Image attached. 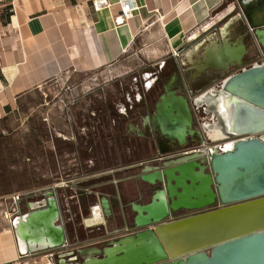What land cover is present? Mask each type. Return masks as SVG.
<instances>
[{
    "label": "crops",
    "instance_id": "0c3cea01",
    "mask_svg": "<svg viewBox=\"0 0 264 264\" xmlns=\"http://www.w3.org/2000/svg\"><path fill=\"white\" fill-rule=\"evenodd\" d=\"M130 1L137 8L124 21H117L120 0H108L109 6L100 10H94L92 0H16L9 22H0L5 34L0 38V114H5L16 97L67 70L118 67L135 38L158 22L168 52H177L171 55L176 63L184 47L181 63L189 79L200 76L196 66L205 53H212L225 38L242 39L241 14L231 15L221 26L207 21L216 9L218 15L223 0ZM249 4H253L251 12L261 6L256 0H232L227 6L233 8L226 15ZM202 21L203 34L195 39L192 36ZM160 93L158 87L157 98ZM152 101L138 91L124 107L109 103L104 109L87 111L86 121L67 125L68 130L62 131L64 147H55L53 154L64 158V171L57 178L65 184H58L54 191L66 237L78 253L85 254L115 229L134 227L133 203L150 201L152 187L141 178L140 168L166 149L164 144L160 147L152 125L143 118L154 112L149 108ZM95 209L103 223L91 224ZM18 254L14 237L0 233V264L16 260Z\"/></svg>",
    "mask_w": 264,
    "mask_h": 264
},
{
    "label": "water",
    "instance_id": "95a60500",
    "mask_svg": "<svg viewBox=\"0 0 264 264\" xmlns=\"http://www.w3.org/2000/svg\"><path fill=\"white\" fill-rule=\"evenodd\" d=\"M245 16L248 33L264 51V2ZM251 50L242 39L225 38L196 66L198 74L216 76L214 94L206 89L200 95L217 97L218 112L224 104L227 124L218 113L223 139L251 136L233 137L229 146H212L207 153L157 156L143 164L140 176L152 193L149 202L132 205L137 230L88 249L85 254L96 255L83 261L59 264H264V60L246 66L243 58ZM175 78L165 84L154 114L144 117L172 145L168 151L185 146L195 132L189 99L173 88ZM26 206L12 222L18 253L63 245L66 229L55 192ZM180 209L194 212L169 219ZM92 219L91 224L104 221L96 209Z\"/></svg>",
    "mask_w": 264,
    "mask_h": 264
},
{
    "label": "rangeland",
    "instance_id": "374dc122",
    "mask_svg": "<svg viewBox=\"0 0 264 264\" xmlns=\"http://www.w3.org/2000/svg\"><path fill=\"white\" fill-rule=\"evenodd\" d=\"M230 1L232 0H223L220 3L217 16L215 12L217 9L211 12V16L207 18L209 24L216 22L221 26L236 12L238 7L230 15H226L233 8L232 5L227 6ZM1 3L4 5L0 6V20H4L6 12L12 11L16 0H0ZM199 26L201 27L197 33L192 36L195 39L203 34V21ZM160 28L161 22H158L154 28L141 32L127 53L120 58L122 64L117 65L118 67L83 71L67 70L16 97L5 114H0V135H2L0 137V233L8 232L14 237L12 227L4 216L7 210L11 211L14 208L9 199L12 193L37 192L38 195V192L47 187L56 185L57 188L58 184L64 186L65 182L57 178L64 171L62 164L64 158L55 157L53 152L55 147L60 149L64 147L61 136L63 130H68L65 126L83 123L88 119L85 116L88 114L87 111L104 109L109 103L117 108L124 107L125 104L133 102L134 94L138 91L148 95L149 90H145L144 87L146 84H151L150 76L152 72L154 73L156 64L163 60L170 62L173 59L172 53L168 52V41ZM4 36V32L0 30V38ZM195 39L192 41L194 42ZM1 53L0 44V55ZM134 77L136 80L133 79ZM211 90L215 92L214 85L207 89L208 92ZM154 98H157V95ZM154 100L149 104L151 109ZM217 101V97L211 95H205V98L198 96L190 100L194 109L202 104L205 106L202 111L196 109L195 111L198 124L206 136H208V128L215 125L224 129L218 115ZM57 132L60 133L59 136ZM219 141L225 145L228 140L219 139ZM35 197L38 196L23 201L21 208L26 209L27 201ZM117 238L109 235L99 239L90 247L102 248ZM1 242H4L3 239ZM66 249L67 254L58 257L56 264L62 260L83 261L89 256L96 255L78 253L71 244ZM6 264H47V260L42 252H38L24 257L18 254L16 260Z\"/></svg>",
    "mask_w": 264,
    "mask_h": 264
},
{
    "label": "flooded vegetation",
    "instance_id": "af4514ba",
    "mask_svg": "<svg viewBox=\"0 0 264 264\" xmlns=\"http://www.w3.org/2000/svg\"><path fill=\"white\" fill-rule=\"evenodd\" d=\"M256 1H257V3H261V4L264 2V0H256ZM252 5L249 4V5L245 6L244 9L242 7H241V9H239V8L237 9V7H236L235 10L236 9L237 10L233 14V15H236L237 13L241 14L243 17L242 19H244L243 22L238 24V25H240V30H241L243 42L245 43V45L247 46L248 49H251L252 47H254L253 43H252L253 34L250 35L248 33L244 21L246 22V16L245 15H247V14L251 15V11L249 9L252 7ZM241 10H242V13H241ZM236 23H237V21H236ZM189 45H190V43L186 44L185 46H189ZM183 53H184V47H183V50H181L180 54L178 53V57L180 58L179 63L178 62L176 63L174 59H172L170 62H167L166 60H164L160 66V69L154 71V73L151 76V78H153V80H152L150 86L148 87V90H149L148 95H146L147 100H148V98H149V100L154 99L155 91L157 90L158 87L160 88L161 93H163L165 84H167L170 81L172 75H174V74H176V78L172 83L173 88H175L178 93L185 94V96H187L189 99V103H191L190 100L192 98H196V97L200 96V94H202L204 90L208 89L211 86L212 81H214L216 79V76L214 74L209 73V72H206L205 75H203V73H201L198 78L189 79V76H188L189 71H185L182 68L181 58L183 56ZM173 55H177V52ZM258 57L261 58L262 61L264 60V51L262 50L260 45H259V49H255V51L254 50L249 51V53L244 56L243 61L247 65L251 62V60L258 58ZM160 94L158 95L157 100L154 101V103H153L154 112H155V103L159 100ZM203 107H205V106L202 104L199 107H195V109L197 111H202ZM190 108H191L192 117H193V124L192 125H193V129L195 130V132L193 133L192 136L187 137L188 141H187V144H185V146L178 147V148L174 149L173 151L183 149V148L194 147V146L200 144L204 139L205 134H203V130H202L201 126L198 124V121L196 118V111H195L194 107L191 106V104H190ZM154 112L152 114H146V115L152 116L154 114ZM144 117H145V115H144ZM149 124H151V123H149ZM152 127L154 130V133L157 134L158 140L160 141L159 142L160 147H162V144H164V147H166V149L164 151H162L160 154L170 152V151H168V149L172 145L168 142V140L165 137L160 136V131H159V128L157 126L152 125ZM196 131L199 132V135H197ZM233 137L234 136H230L227 139L230 140ZM160 154L158 155V157L160 156ZM193 212H194L193 210L180 209L179 211L175 212L172 215H174L176 217H181V216L189 215Z\"/></svg>",
    "mask_w": 264,
    "mask_h": 264
},
{
    "label": "built area",
    "instance_id": "2783aa9c",
    "mask_svg": "<svg viewBox=\"0 0 264 264\" xmlns=\"http://www.w3.org/2000/svg\"><path fill=\"white\" fill-rule=\"evenodd\" d=\"M14 3V2H12ZM121 3H124V5H122ZM119 4L121 5L120 6V13L117 17V21H119V17L122 19L121 21H124V19L128 18V13L129 15L131 16L132 12L137 8L136 6H133V4L131 3L130 0H120ZM92 6L94 8V10H99V8H102V7H105V6H109V2L108 0H92ZM252 43H253V46L255 47V49H259V44L255 38V36L252 37ZM173 54L176 53L175 50L172 51ZM1 56V55H0ZM260 57V56H259ZM255 58L253 60H251V62L249 64H245L246 66L248 65H251V64H256V63H260L262 62V59L261 58ZM245 136H251L250 134H243V135H237L235 136L234 138H242V137H245ZM221 144H223V142H220L219 140H211L210 138H208V136H206V133H205V136H204V139L203 141L194 146V147H190V148H183V149H179V150H176V151H170V152H167V153H163V154H160V158H172V157H175V156H178V155H181V154H186V153H190V152H204V153H207L208 152V149L211 148L212 146H218L220 147ZM55 186H50L40 192H38V195H37V192H27V193H21V192H15V193H12L10 196H9V199H10V202L12 203V205L14 206V208H12V210H7V212H5L4 216H5V219L6 221L8 222V224L12 227V222H13V219L17 216V215H20L24 212L27 211V207L26 209H23L21 208V203L23 201H26L28 198H32L34 196H38V197H35V199L33 198V200H28V201H34V200H38V199H41V198H44L45 195H46V192L48 190H55ZM55 192V191H54ZM177 218L176 216L174 215H170V218L169 219H175ZM60 220L62 222V217L60 215ZM168 220V219H166ZM151 227H153V225H150ZM137 230L136 227H132V228H129V227H124V228H119V229H115L112 233V236L113 238L114 237H122V236H125V235H128V234H131L133 232H135ZM70 244V242L68 241L67 237L65 239V243L59 247H55V248H50V249H46V250H42V251H39V252H42L44 254V257H46V260H47V264H56V260L58 257H62L64 255L67 254V249L66 247ZM35 253H38V252H35ZM33 253H28V254H25V255H20V257H24V256H29V255H32Z\"/></svg>",
    "mask_w": 264,
    "mask_h": 264
},
{
    "label": "bare ground",
    "instance_id": "6f19581e",
    "mask_svg": "<svg viewBox=\"0 0 264 264\" xmlns=\"http://www.w3.org/2000/svg\"><path fill=\"white\" fill-rule=\"evenodd\" d=\"M122 5H124V3H122ZM105 7H107V6H105ZM101 8H99V10H100ZM252 10V9H251ZM248 12V11H247ZM130 15H129V13H128V17H129ZM217 18V17H216ZM119 20L121 21L122 19L119 17ZM208 26V25H207ZM209 29V28H208ZM210 94H214V92H213V90H211L210 92H209ZM202 98H203V96H202ZM204 98H205V96H204ZM200 99H201V97H200ZM209 99V98H208ZM213 106V105H212ZM221 106H222V109H221ZM221 106H220V109H219V114L221 115V117L223 118V120L225 121V124H227L228 123V114H226V108L224 107V104L222 105L221 104ZM215 116V115H214ZM216 121V120H215ZM209 130H208V137L210 138V139H212V140H219V139H223L224 137H225V132H224V129H220V128H218L216 125L215 126H213V127H211V128H208ZM230 145V143L228 142H226L225 143V145H223V147H227V146H229Z\"/></svg>",
    "mask_w": 264,
    "mask_h": 264
},
{
    "label": "trees",
    "instance_id": "16d2710c",
    "mask_svg": "<svg viewBox=\"0 0 264 264\" xmlns=\"http://www.w3.org/2000/svg\"><path fill=\"white\" fill-rule=\"evenodd\" d=\"M11 15V12H6V19L4 20H0L3 24H6L7 22H9V17ZM8 108V107H7ZM0 137H2V135H0Z\"/></svg>",
    "mask_w": 264,
    "mask_h": 264
}]
</instances>
